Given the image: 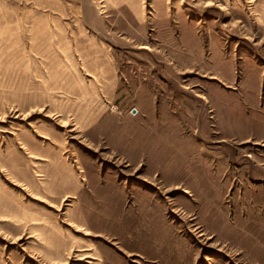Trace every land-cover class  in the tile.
<instances>
[{
	"label": "rangeland",
	"instance_id": "1",
	"mask_svg": "<svg viewBox=\"0 0 264 264\" xmlns=\"http://www.w3.org/2000/svg\"><path fill=\"white\" fill-rule=\"evenodd\" d=\"M0 264H264V0H0Z\"/></svg>",
	"mask_w": 264,
	"mask_h": 264
}]
</instances>
